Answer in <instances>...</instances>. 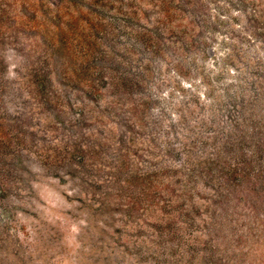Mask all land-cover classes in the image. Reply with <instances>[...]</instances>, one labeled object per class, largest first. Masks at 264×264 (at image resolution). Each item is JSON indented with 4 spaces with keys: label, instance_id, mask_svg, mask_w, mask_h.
<instances>
[{
    "label": "rangeland",
    "instance_id": "374dc122",
    "mask_svg": "<svg viewBox=\"0 0 264 264\" xmlns=\"http://www.w3.org/2000/svg\"><path fill=\"white\" fill-rule=\"evenodd\" d=\"M0 264H264V0H0Z\"/></svg>",
    "mask_w": 264,
    "mask_h": 264
}]
</instances>
